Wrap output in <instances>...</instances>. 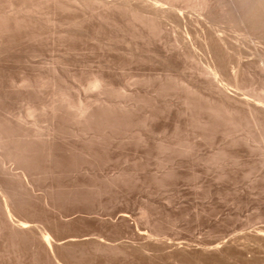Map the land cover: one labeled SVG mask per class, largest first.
<instances>
[{"label": "bare ground", "instance_id": "6f19581e", "mask_svg": "<svg viewBox=\"0 0 264 264\" xmlns=\"http://www.w3.org/2000/svg\"><path fill=\"white\" fill-rule=\"evenodd\" d=\"M132 152L155 178L207 157L264 179V0H0V238L52 252L34 216L61 220L75 187H147L102 174Z\"/></svg>", "mask_w": 264, "mask_h": 264}, {"label": "rangeland", "instance_id": "374dc122", "mask_svg": "<svg viewBox=\"0 0 264 264\" xmlns=\"http://www.w3.org/2000/svg\"><path fill=\"white\" fill-rule=\"evenodd\" d=\"M50 61L45 51L41 60L24 57L17 66L34 71ZM121 154L102 174L126 171L130 183L147 187L109 195L98 188L66 190L61 220L53 210L34 216L35 233L48 229L53 251L34 235H4L0 264H264V245L253 237L264 229L263 176L247 173L244 162L223 173V164L209 165L206 157L170 161L174 170L155 178L136 153ZM98 175L85 180L100 181ZM65 180L69 186L77 181Z\"/></svg>", "mask_w": 264, "mask_h": 264}]
</instances>
